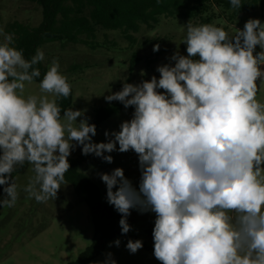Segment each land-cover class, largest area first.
Wrapping results in <instances>:
<instances>
[{"label": "clouds", "instance_id": "clouds-1", "mask_svg": "<svg viewBox=\"0 0 264 264\" xmlns=\"http://www.w3.org/2000/svg\"><path fill=\"white\" fill-rule=\"evenodd\" d=\"M244 2L229 0L236 12ZM0 36V186L6 194L0 207L15 205L18 185L8 174L25 162L34 176L23 191L43 203L65 183L76 146L108 163L113 157L106 153L132 150L138 188L121 167L100 173L107 203L121 214L122 234L130 230L131 210L151 211L153 255L161 264H264V102L257 99L264 22L250 18L234 34L188 22L181 40L187 56L173 53L174 64L157 66L159 78L125 82L104 97L134 110L102 142L93 141L96 126L83 110L69 107L61 115L57 99L68 97L71 85L55 59L39 82L53 97L25 98V82L41 76L36 65L45 53L37 48L26 59L12 34L0 29ZM256 45L261 51L254 55ZM142 246L140 239L125 245L131 253ZM100 264L117 262L108 253Z\"/></svg>", "mask_w": 264, "mask_h": 264}, {"label": "rangeland", "instance_id": "rangeland-1", "mask_svg": "<svg viewBox=\"0 0 264 264\" xmlns=\"http://www.w3.org/2000/svg\"><path fill=\"white\" fill-rule=\"evenodd\" d=\"M0 9L3 13L4 27L8 22L20 20L31 25H37L42 19V7L28 0H0ZM250 18H259L264 22V9L254 8L242 12L234 21L216 18L211 24L223 27L233 33L242 30L245 22ZM192 19L162 16L161 21L154 27L143 25L139 32L134 33L135 41L131 42L118 29L107 30L99 28L95 38V47L86 43L49 42L40 47L45 53L43 61L48 67L52 61H58L59 71L65 75L73 86V109L84 111L89 123L96 126L94 142L106 141L110 137L104 135L107 130H119L122 121L131 118L132 110H122L96 124V111L99 107L110 104L104 97L109 92L118 91V85L131 78V83H140L149 80L153 75L159 78L158 65L174 64L171 60L173 53L187 56L186 45L181 40L186 35V24ZM3 37L0 36V41ZM159 45L153 51V45ZM261 51L255 46L254 55ZM133 56L138 58L132 67ZM194 59H198L194 57ZM264 69V64L260 65ZM143 73V74H142ZM257 99L264 102V83L257 79ZM163 92V89H158ZM28 95H46L51 99L53 94L42 93L39 82H25L23 92ZM81 117H77V122ZM118 147V145H117ZM111 163L93 154H82L81 147L76 146L68 158L80 160V169L90 174L101 188L102 199L107 203L106 185L100 179V173L111 172L121 167L124 175L139 187L140 169L138 155L128 150L125 152L112 151ZM67 158V159H68ZM264 168V163L261 165ZM18 185V199L14 206L0 207V264H68L91 242L94 225L88 204L74 191L71 183L66 182L58 189L55 199L46 202H36L33 197L23 191L34 176L31 165L17 166L8 174ZM115 190V189H114ZM6 194L0 186V198ZM109 204V203H108ZM155 213L151 211H130L127 221L130 230L126 234H118L119 246L108 243L104 251L95 257L89 264H100L111 253L117 264H161L153 255L152 229ZM119 219L117 228L120 229ZM129 239L142 240V247L131 253L126 247Z\"/></svg>", "mask_w": 264, "mask_h": 264}, {"label": "trees", "instance_id": "trees-1", "mask_svg": "<svg viewBox=\"0 0 264 264\" xmlns=\"http://www.w3.org/2000/svg\"><path fill=\"white\" fill-rule=\"evenodd\" d=\"M42 7V19L37 25L13 20L4 27L6 33L13 35V46L23 50L26 59L35 54V50L49 42L86 43L93 47L99 28L107 30L118 29L131 42L135 41L134 33L145 25L148 28L156 26L162 16L192 19L196 24L210 23L216 18L234 21L242 12L254 8L264 9V0H245L236 12L231 8L229 0H28ZM3 13L0 9V29L3 25ZM138 58L133 56L132 67ZM41 76L34 78L40 82L49 68L43 61L38 65ZM68 97L57 99L64 109L73 103V86ZM131 83V78L118 85L121 90L123 83ZM127 108L120 101H114L101 106L96 111V124ZM70 167L65 173V181L73 185L76 194L84 200L90 209L94 233L91 242L80 254L68 264H89L100 255L107 244L120 234L117 220L121 216L114 207L102 199L101 188L89 173L80 169V160L68 158ZM28 162L21 167H24Z\"/></svg>", "mask_w": 264, "mask_h": 264}]
</instances>
